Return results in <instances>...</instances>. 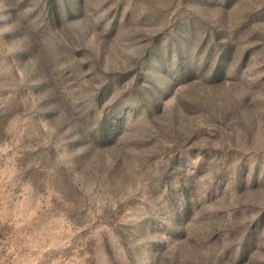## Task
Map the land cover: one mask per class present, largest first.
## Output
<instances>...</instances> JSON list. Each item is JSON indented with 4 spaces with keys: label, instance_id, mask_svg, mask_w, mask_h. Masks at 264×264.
Here are the masks:
<instances>
[{
    "label": "rangeland",
    "instance_id": "rangeland-1",
    "mask_svg": "<svg viewBox=\"0 0 264 264\" xmlns=\"http://www.w3.org/2000/svg\"><path fill=\"white\" fill-rule=\"evenodd\" d=\"M0 264H264V0H0Z\"/></svg>",
    "mask_w": 264,
    "mask_h": 264
}]
</instances>
